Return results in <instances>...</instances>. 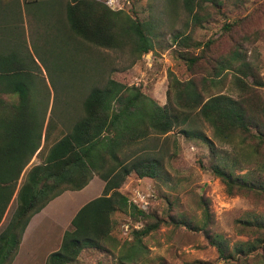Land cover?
Instances as JSON below:
<instances>
[{"label": "trees", "instance_id": "16d2710c", "mask_svg": "<svg viewBox=\"0 0 264 264\" xmlns=\"http://www.w3.org/2000/svg\"><path fill=\"white\" fill-rule=\"evenodd\" d=\"M249 1L182 0V5L192 17V26L201 27L217 16L224 19L223 34L232 35L242 20L232 19L224 9L240 8ZM65 14L70 32L94 46L116 49L130 45L131 51L138 55L153 50L151 27L122 11L111 10L98 0H69ZM181 37L180 34L173 37L179 48L202 47L203 52L192 56L181 50L178 52L180 60L189 68L207 60L205 75L182 81L169 71L163 106L140 87L108 80L104 87L91 89L82 104L83 116L70 131L52 144L46 141L44 134L41 147L38 142L42 137L43 118L41 122L34 107L31 72L26 66L17 65L13 56L0 53V95L5 93L18 98L15 105L0 100V224L10 202L14 200L16 204L0 233V264L13 263L27 225L35 214L64 192L81 191L94 176L104 182L101 196L78 210L70 221V229L63 232L58 249L47 256L44 264H73L83 250L110 254L117 248L119 252L122 249L116 260L118 264H137L144 248L143 239L157 230L163 220L153 219L136 228L125 225V233L128 231L130 238L119 245L112 233L113 215L129 214L136 221L152 218L119 190L131 175L138 179H158L161 167L158 160L134 159L132 148L151 136L165 135L186 125L194 116L207 122L215 139L232 149V153L224 152L203 134L181 130L186 138H194L209 147V172L221 181L226 194L264 198V155H260V149L264 148V99L248 85L247 79L251 78L252 85L257 87L264 86V82L258 77L254 64L248 61L241 43L234 44L217 58H206L210 42L201 44L192 37ZM225 71L232 75L231 83L237 90L235 97L218 93L223 82L219 77ZM36 152V155H44L42 162L28 170L18 185L23 169ZM202 208L203 213L208 214L206 202ZM168 220L167 225L173 228L197 226L188 222L182 212L169 216ZM240 223L245 230L256 227L264 231L261 216ZM208 239L225 262L236 254L255 252L258 247L244 243L230 249L220 235ZM257 242L263 245L264 238ZM125 246L128 248L123 250ZM257 255L258 264H264V252Z\"/></svg>", "mask_w": 264, "mask_h": 264}, {"label": "rangeland", "instance_id": "374dc122", "mask_svg": "<svg viewBox=\"0 0 264 264\" xmlns=\"http://www.w3.org/2000/svg\"><path fill=\"white\" fill-rule=\"evenodd\" d=\"M32 1L36 3H30ZM98 1L151 27L153 50L138 55L131 51L130 45L108 49L77 38L67 25L65 7L69 0H0V53L13 56L17 65L26 66L31 72L34 107L41 122L43 118L39 147L43 145L44 134L46 141L52 144L68 133L83 116L82 104L91 89L104 87L108 80L140 87L163 106L169 71L182 81L205 75L207 60L189 68L178 55L181 50L192 56L201 55L202 47L179 48L173 38L177 34L192 37L201 44L210 42L206 58H217L234 44L241 43L248 61L254 64L258 77L264 82V0H250L243 7L224 9L232 19L242 20L232 35L223 34L224 19L217 16L211 23L192 26V17L184 11L182 0ZM219 79L223 82L218 93L235 97L237 90L232 86L231 73L225 71ZM247 81L264 99V86L252 85L251 78ZM0 100L6 104L18 103L16 96L5 93L0 95ZM181 130L199 132L214 147L232 153L231 147L219 143L211 126L198 116L168 134L151 136L132 148L134 159L158 160L161 171L156 180L131 175L119 191L142 206L152 218L136 221L129 214L117 213L113 215V236L122 245L130 238L128 231L125 233V225L136 228L158 219L163 220V224L143 239V256L137 264H258L257 254L264 252V244L257 241L264 238V231L256 227L245 230L240 222L264 218V198L252 194L228 196L221 181L209 172V147L194 138H186ZM37 153L23 169L18 185L28 170L42 162L44 155ZM260 155H264V148L260 149ZM95 178L88 190L64 192L52 203L48 214L56 215L60 221L56 223H60L63 232L70 229V221L79 208L101 196L104 182ZM204 202L208 205L206 215L202 208ZM15 206L12 200L0 231L10 220ZM180 212L197 226L189 229L167 225L169 216ZM48 217L44 215L43 220L48 222ZM214 235L222 236L230 249L244 243H254L258 247L255 252L236 254L225 262L209 243L208 238ZM48 245L46 243L45 250ZM120 252L118 248L110 254L83 250L73 264H118Z\"/></svg>", "mask_w": 264, "mask_h": 264}, {"label": "crops", "instance_id": "0c3cea01", "mask_svg": "<svg viewBox=\"0 0 264 264\" xmlns=\"http://www.w3.org/2000/svg\"><path fill=\"white\" fill-rule=\"evenodd\" d=\"M94 179L96 178L94 177L90 181V183L87 185L88 187L86 186L84 188L85 190H88L91 182L94 181ZM84 189L77 192H82ZM56 199H58V197ZM56 199L51 201L44 209H42L39 213L35 214L31 218L23 234L18 253L12 264H44L47 256L53 253L54 250L56 251L58 249L63 234V231L61 230L62 227H60V223L58 224L56 223L58 219L55 214L52 215L48 214L49 209L52 206V203H54ZM6 215L7 213L5 212L1 220L0 229L4 223V220L6 219ZM44 215L49 216L48 222L43 220ZM54 241H55L54 247L51 250H49L52 246V242ZM46 243H49L48 248L46 249L48 251L46 254H44V252L46 251L45 250Z\"/></svg>", "mask_w": 264, "mask_h": 264}]
</instances>
